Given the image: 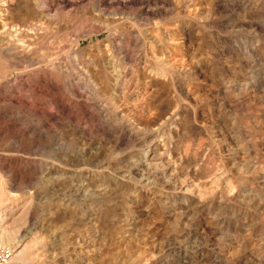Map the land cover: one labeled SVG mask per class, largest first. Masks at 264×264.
I'll return each mask as SVG.
<instances>
[{
	"label": "rangeland",
	"instance_id": "rangeland-1",
	"mask_svg": "<svg viewBox=\"0 0 264 264\" xmlns=\"http://www.w3.org/2000/svg\"><path fill=\"white\" fill-rule=\"evenodd\" d=\"M0 27V264H264V0H0Z\"/></svg>",
	"mask_w": 264,
	"mask_h": 264
},
{
	"label": "bare ground",
	"instance_id": "bare-ground-1",
	"mask_svg": "<svg viewBox=\"0 0 264 264\" xmlns=\"http://www.w3.org/2000/svg\"><path fill=\"white\" fill-rule=\"evenodd\" d=\"M41 7V6H40ZM8 20V19H7ZM13 25V24H12ZM3 26H7V27H12V29H13V27H14V29H16V27L17 26H11L10 24H8L7 23V21L4 23V25ZM35 27V26H34ZM1 28V27H0ZM4 28H6V27H4ZM2 29V28H1ZM0 29V30H1ZM34 29V28H33ZM32 29V30H33ZM22 30H25V29H22ZM29 30V29H28ZM28 30H26V31H28ZM36 30H37V27H36ZM25 32V31H24ZM29 32V31H28ZM31 33V32H30ZM22 33H20V32H16L15 31V33H14V38L16 39V40H18V41H20L21 43H22V45L24 44V45H26L27 46V44H26V42H28L29 40H27L28 38H26L25 36H23V35H21ZM29 33H27V35H28ZM34 34V33H33ZM12 35V34H11ZM32 36V35H31ZM11 37H13V36H11ZM33 37H34V35H33ZM7 38V37H6ZM14 38H11V39H14ZM9 39V38H8ZM7 39V40H8ZM30 39V38H29ZM32 40V39H31ZM4 41V40H3ZM9 41V40H8ZM34 41V40H33ZM32 41V42H33ZM13 42V41H12ZM32 42H30V43H32ZM3 43V42H2ZM20 43V44H21ZM15 45V44H14ZM30 47V46H29ZM15 49V47H13L12 46V44L11 43H9V42H5L4 43V46L3 47H1L0 46V50H12V49ZM18 48V47H17ZM19 49V48H18ZM27 50V49H26ZM21 51V50H20ZM28 51V50H27ZM7 54H9V53H7ZM14 54V53H13ZM121 55V54H120ZM131 57V56H130ZM130 57L127 55V53L125 54V58H127L128 59V61H130ZM123 58V57H122ZM113 59V58H112ZM111 64H113V63H110V65ZM128 64V63H127ZM79 68V67H78ZM115 77H114V80H113V84H112V90L116 93V94H118L119 93V89L121 88V83L119 84V81H120V78H121V75L123 74V71H121V69L120 70H116L115 71ZM111 94V93H110ZM108 125V124H107ZM7 167V166H6ZM113 194V193H112ZM6 219H9V217H7L6 215H0V222L1 221H4V220H6ZM30 221V220H29ZM12 224V223H11ZM21 225V224H20ZM2 228V227H1ZM0 228V231L2 230ZM13 235V234H12ZM8 237H10V236H8ZM13 237V236H12ZM20 252V251H19ZM9 263L11 262V260H9L8 261Z\"/></svg>",
	"mask_w": 264,
	"mask_h": 264
}]
</instances>
